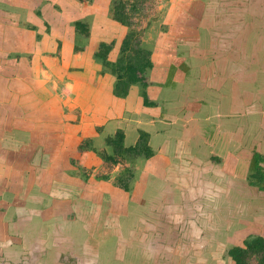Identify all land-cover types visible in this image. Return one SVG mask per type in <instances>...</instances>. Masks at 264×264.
Masks as SVG:
<instances>
[{"label": "crops", "instance_id": "0c3cea01", "mask_svg": "<svg viewBox=\"0 0 264 264\" xmlns=\"http://www.w3.org/2000/svg\"><path fill=\"white\" fill-rule=\"evenodd\" d=\"M63 1L64 3H62V0L23 1L26 2L24 3L25 7H23L26 10H23V12L29 10L28 6L33 2L40 3L43 5V8L40 11L35 9V12L40 14L36 24L30 25L29 22L31 20L26 17L27 24L14 31L13 39H11V35L9 34L11 27L7 26L6 30H4L1 28L2 24L0 23V197L7 198L0 205V232L14 222L24 223L27 219L24 215L28 216L37 212L41 214L47 207V198H50L49 206L52 204L51 200H54L55 207L59 209L58 207L62 206L63 201H66L63 198L66 197L65 194L74 189L78 192V196L81 197H78V200H80L79 206L83 204L92 210L93 217L88 224H85L91 228L88 234L89 239L92 241L95 240V243H98L102 239V241L108 240L116 244L112 241V237H108L105 233L101 234L103 232L98 228L103 214V202L108 200L112 201V204L115 205L122 203L121 206H124L126 204L125 212L118 215L120 218H123L122 221L118 219L116 213V226L119 229V233L121 232L122 237L118 236L115 240L118 241L119 246L122 247V251L124 252L123 254H115L108 260L107 264H126L125 260L129 252L126 248L128 236H134L133 240L138 241L140 256L147 257L148 254L146 252H148L152 259L154 257L156 259L157 256L159 258L160 255V252L155 250V243L159 240L165 241V238H169L172 235H175L181 244L177 246V243L174 244L171 241L168 248L172 247L178 250L180 248L186 249L189 245H192V242L183 240V237L186 235L184 228L186 230L189 229L186 226L194 227L195 229L199 228V218L203 216V214L200 215V211H202L200 207L203 204V198H207L206 191L209 189L207 188L208 182L204 181L201 175L205 171H212V173L214 171L216 173L213 175L210 174L214 178L218 177V174L224 173L230 175L233 180L235 176L244 178L241 173L244 171L243 166L247 170L249 169V164L245 163L247 158L239 159V157L235 156L237 159H234L236 160L234 163L232 162L233 159L226 158L222 166L217 165L216 158L207 155L204 152L205 150H203L204 148L202 150L201 147L200 149L197 148L199 153H196V149L194 150L191 147L185 152L177 147L181 139L176 135L181 133L180 128L183 124L180 126V122L175 123L180 127L175 130L176 127L174 125V130L170 132L169 126L172 127L173 125H170L169 121L171 119L175 121L174 113L176 111H184L182 102L184 104V102L190 100L186 96L180 97V94L175 95V93L163 92L158 86H165L163 88L167 89L168 87L174 86L176 80L173 79L170 84L166 81L169 78L170 72L173 69V76L176 77L177 71H186L189 69L187 63L189 64L190 61L186 58L187 54L183 53V55H179L177 50L175 52L171 51L172 47L169 45L170 32L168 37H164L169 43L167 44L169 48L167 53L163 52L165 54L162 55L163 53H159L156 48L153 51L152 61L154 66L148 73L147 81L149 86L146 89L147 95L148 93L153 94L152 98L148 96L150 104H146L145 99L141 96L142 89L139 86H132L130 88L128 95L133 96V100L126 97L125 99L118 98L114 94L116 78L105 69L103 60L97 56L101 43L104 42L113 45L115 41L113 39L117 36L109 32L104 26L100 28L96 27L97 22L91 18L92 14H103L108 19L106 23L108 27L111 24L114 27L120 26L118 28H123L121 29L123 39L128 29L110 18L109 0H91L90 2L87 1L84 3L79 0H74V2H77V6L69 4L68 0ZM175 1L169 0L168 4L171 2L170 4L173 6L175 5ZM196 1L197 3H201L203 0ZM46 2H53L55 5L48 7L47 5L49 4H46ZM181 2L183 7L181 6L178 9L179 11L174 9L175 13L172 14L173 16L178 15L181 16V19L185 18L187 20L190 18L189 16L187 17L188 12H195L194 16L191 17L198 16L201 19L200 16L203 9L197 8L196 6L198 4H192L191 0H181ZM6 4L8 5V3ZM193 8H195L194 11L192 10ZM50 11L53 12V16L49 15ZM8 12L6 14L10 16L13 13V8L8 10ZM66 12L69 15V19H62V14ZM167 16H170V14L167 13ZM177 21L178 19L174 17L173 24L171 25L174 26L176 23H179ZM207 21L208 19L205 18V22ZM210 21L208 22L210 23ZM76 22H83L86 25L87 34L76 29ZM181 22H184V20L180 21L177 27L182 24ZM231 26L232 24H230V29ZM223 31L226 32L229 29L224 26ZM7 32L9 33L7 34ZM108 38L111 39L108 40ZM1 40L4 41L3 46H1ZM223 40L229 41L228 39ZM223 40V45H219L220 48L223 46L229 47V44H224ZM116 42L118 46L114 43V48L108 54V60L111 62H115L120 53L122 42L117 40ZM161 42L159 41L157 44ZM233 45L234 40L232 39ZM241 45H245L243 41H241ZM53 47L54 49H52ZM53 53H55V56H53ZM224 57L225 59L220 56L221 61H218L216 66L209 61L210 58L208 57H206V60L204 57L201 58L199 61L201 63H195L196 66L200 65L202 66V70L204 69L202 71L201 81L198 80L197 87L199 86L200 89L206 85V88L210 90L208 92L211 94L210 98L213 99L211 106H214L215 111H221L222 109L223 112L229 106L234 105V71L232 70V74L229 76L228 70L224 71L221 69L219 65L223 62H228V57ZM25 66L26 70H24ZM7 70L9 71L8 73H6ZM234 70L236 69L234 68ZM46 71L51 72V81H49L50 77L48 75L46 76L47 79L44 78ZM241 73L236 74V78H239ZM161 74L165 75H162V78H160ZM191 77L193 80L195 76L191 74ZM247 78V81H250V76ZM250 87L251 89H258H256L254 84H251ZM228 90L230 92L229 94L226 93ZM224 93L229 96H224ZM214 96L216 98L215 101ZM193 98L196 101L197 97ZM197 99L199 100L195 104L200 103V105L194 106V112L196 115H198V112L202 115L204 112L202 107L203 98L200 97ZM177 101L178 104L180 103L179 106H177ZM232 109L233 116L226 117L228 121H234V106ZM130 115H135V117ZM204 116H208L210 119V111L206 110V115L203 114V118ZM160 123L165 124L168 128L156 129V126H160ZM200 123H202V120L198 121V124ZM211 124L212 127L219 126V128H222L220 124H214L212 122ZM216 127L214 132L209 133V137H214L215 140H218L217 132L220 130H217ZM232 127L230 129L232 131L227 132L223 130L220 132L222 134L221 139L231 144H238V140L240 139L237 138L234 142V126ZM6 128L7 130L11 129V132L5 131ZM144 129L146 131L148 130V132L142 131ZM201 129L198 128L197 133H191L194 142H198L203 136L199 132ZM118 130L123 131L125 134V145L128 134L134 136L131 144V146H134L139 140L140 132H144L147 134L150 133L149 145L152 150L158 144L163 147L160 149L163 151L161 156L155 154L153 150L154 155L148 160L146 159L143 164H140L139 160L135 161L134 165L138 168L139 179L136 193L133 195H130V190L125 191L117 187L114 183L116 175L123 168L120 169V167L117 168L114 166V169H109L108 172L105 171L102 173L99 169L103 167V160L98 158L97 153L94 151L96 144L103 146V149L107 150L106 138L114 135ZM163 130H166V132ZM187 130L188 128L185 127L183 134H187ZM166 134H170L172 138L162 136ZM152 136L160 138V142H150ZM239 137L243 139V136ZM250 138L244 137L241 141L244 142V146H241L240 149L242 147H247L248 149L251 146H257L258 150H262L261 146H263L264 137H255L253 140ZM27 143L35 145L33 149L30 148V152L25 148ZM213 143H216V141ZM253 143L257 144L252 145ZM15 144H23L24 148L19 149L14 146ZM239 145L241 144L239 143ZM84 146L88 148H82ZM128 147L130 146L128 145ZM157 151H159V147ZM35 154H37V158L40 161L45 158L50 164L41 161V164L31 166L35 175L37 177L39 176V179L31 186L33 190L26 191L24 193V195H27L25 198L17 197L16 195L11 198L10 191H7L4 185L7 187L9 182L10 184L15 183L8 179V176L26 173L22 167L18 166V163L24 164L25 160L33 157ZM224 157L222 156V159ZM187 162H196V164L190 163V166ZM149 165L152 167L151 170L149 169ZM158 165L159 167L161 165L165 167L164 173L167 175L166 180L170 177L168 175L169 172L172 175L167 180L162 198H159L158 201L154 200L149 202V205L146 206L143 203L140 192L145 183L144 180L147 176H151L155 172L154 170ZM184 165H187V171H183ZM193 165H197L198 167H192ZM41 170H44L46 177L50 179L45 176H40L42 173L39 171ZM95 171L97 174L100 172L98 177L91 174ZM116 171V175H113ZM106 176H109V178L105 179ZM219 178L218 180L221 182L222 177L219 176ZM62 187L64 188L63 190H61ZM7 192L10 198L6 195ZM179 192H184V195L180 196ZM180 201L187 203L186 206H183L185 208H178L181 204H178ZM75 202L77 203V201ZM132 202H134L133 206L135 210L127 207ZM73 207L70 205V211L72 212V214L70 213L72 216L70 219L71 222L75 217ZM2 208L7 210L9 208L11 209L9 212H5L6 210H2ZM179 210L188 213L187 220L180 215ZM164 213H167L170 218H173L175 223V229L174 227L169 228L166 234L157 222V218ZM70 220H59L53 233L56 234L57 228L60 230H58L59 233L69 232ZM77 220L79 219L75 218V221L72 223L75 224V230L80 234L84 232L83 227L85 225ZM208 225L211 226V222H208ZM18 227L19 230H22V235L25 238L30 236L35 238V234L33 233L34 229H30L26 233L25 230L20 229L21 226L18 225ZM205 227L207 228V226ZM107 229L105 228L108 232ZM177 230H179V233H177ZM205 231L202 229L195 230L194 234L199 236ZM130 232L131 234L126 236ZM79 234H76L77 238ZM4 235L5 232L3 234L1 232L0 264H25L24 261L32 255L37 258L35 264H46L40 260L42 253L36 247H34V250L25 253L27 258L22 260L23 254L17 252L12 247L14 242L16 243V240L20 239V236L22 237L20 233H15L11 238ZM191 237L192 239L194 238L193 235ZM54 243H58H56V236ZM68 244L69 241L65 240L63 243H60L59 247H62L63 250L67 249L64 246L69 247ZM92 247L97 248L98 246L94 245ZM75 249H79V247L76 246ZM8 250L11 255L6 259L5 256L8 254ZM11 256L15 258H11ZM70 261H72L70 262L71 264H84L80 260Z\"/></svg>", "mask_w": 264, "mask_h": 264}, {"label": "rangeland", "instance_id": "374dc122", "mask_svg": "<svg viewBox=\"0 0 264 264\" xmlns=\"http://www.w3.org/2000/svg\"><path fill=\"white\" fill-rule=\"evenodd\" d=\"M19 1V0H18ZM25 0H20V2H17V4L10 6V4H6V2L0 1V23L2 24L1 28L6 30L7 26L11 27V31L10 33L7 32V34L9 33L11 35V39L14 38L13 33L14 31H16V29H20L21 26L27 24L26 20L27 18L30 19L31 21L29 22V24H36V22L39 20V15L37 14V12H35L37 9L38 11H40L43 8V5H41L38 2H33L31 5L28 6L29 10L23 12V10H26L24 3L23 2ZM41 1V0H40ZM84 2H87L86 0H79ZM117 0H109V4H110V18L113 19L112 14L114 11L113 5L115 4ZM125 3V10L126 12L129 14V18H130V22L133 26L134 29H136L138 32L140 33V41H141V45L145 48L151 49L152 46L156 45L157 42L161 41V38L164 37H168L169 35L170 37V44L171 47H174V49H172V52H175L177 50L178 51H182L184 52V54L189 55L190 53H186L189 49L190 46H197L195 43H193L192 41L187 44V49H183L182 46L180 45V43L178 45L174 44V41L172 39L174 38H178L180 39L183 35H179V27H177V24L180 23V21L184 20V22H181L184 27H189L191 26L190 23L186 22L185 18L181 19V16H173L172 14L175 13L174 9L179 11L178 9L181 8V0H176L175 1V5H171L168 1L169 0H144L140 3H136L137 4V8L133 9L132 8V4L135 3L134 0H123ZM192 4L200 6V3H197L196 0H191ZM204 3H207L211 0H203ZM231 0L227 1V4H230ZM238 1V2H236ZM28 2V1H27ZM90 2V1H89ZM15 2H13L14 4ZM62 3H64V1L62 0ZM69 4H74L76 5L77 2H74V0H68ZM28 4V3H27ZM46 4L48 7L49 6H53L55 4H53V2H46ZM52 4V5H51ZM171 5V6H170ZM209 5V4H208ZM213 5L216 6V1L213 2ZM241 5V0L239 3V0H234V8H236L237 6ZM56 6H58L56 4ZM77 6V5H76ZM183 7V6H182ZM10 8V9H7ZM11 8H13V13H11L10 16H8L9 13L8 10H11ZM33 11H31L32 9ZM40 8V9H39ZM7 9V10H6ZM55 9V8H54ZM193 11L195 10V8L192 9ZM242 10V9H240ZM240 10H236L234 11L235 13L237 11ZM170 11V12H169ZM19 12V13H18ZM211 12V9L208 7L207 9V17H208V21L211 20V15H209V13ZM215 12V11H213ZM50 16H53V12L50 11L49 12ZM167 13L170 14V16H167ZM179 13V12H178ZM23 14V15H21ZM195 12H188L187 17H191L194 16ZM27 17V18H26ZM174 17L176 19H178L179 23H176L174 26L171 25L173 24V20ZM206 17V18H207ZM92 19H95V22H97L96 27L100 28L102 26H104L105 28L108 29L109 32L115 34L117 37H115L114 43L117 45V41L119 42H123L126 38V36L128 34H130V32L126 31L124 34V39L122 37V30L123 28H118V27H114L110 24V26H106V23L108 22V19L103 15V14H92ZM62 19H69V15L66 13L62 14ZM181 19V20H180ZM25 20V22H24ZM94 21V20H93ZM115 21V20H114ZM177 21V22H178ZM186 22V23H185ZM228 23L232 24L231 28L233 27V22L232 20L227 21ZM244 25V24H242ZM246 27H248V25H246ZM174 29V30H173ZM167 30V31H166ZM165 31V33H164ZM174 31V32H173ZM199 31L206 33L207 30L205 28L200 29ZM170 32V34H169ZM172 33V35H171ZM200 33V32H199ZM169 34V35H168ZM237 34L235 32H233V36H231V38L234 40V36H236ZM109 37V36H108ZM111 37V34H110ZM113 38V37H112ZM183 38H186V36L184 35ZM111 38H108V40ZM232 39L229 41H225L223 40L224 44H229L230 46H232ZM112 40V41H113ZM1 46L4 45V41L1 40ZM114 43L113 45L109 44L110 47L112 46V48H114ZM244 44H246V46L248 45L247 42H244ZM101 44H108V43H104L102 42ZM198 45H200V43H197ZM122 45V43H121ZM177 47V48H176ZM180 47V48H178ZM198 47V46H197ZM205 47V46H204ZM234 47V46H233ZM118 48V47H117ZM154 48V47H153ZM54 49V47L52 48ZM110 49V48H109ZM222 51H224L225 49L228 50V47H221L220 48ZM234 49V48H233ZM210 52L214 53V55L212 56L211 54L208 53V55H211L210 60H214L213 58L216 57H220V53L218 54L217 52H220V50L216 51L215 48H209ZM258 50H260V47L258 48ZM111 52V49L109 50V53ZM193 52V51H192ZM203 54L205 55V49H203ZM223 54V52H221ZM186 55V58L189 59L190 63L188 65L189 69H187L186 71H177L176 72V77L173 76V69L169 74V78L166 80L168 81V83L170 84V82L174 79L176 80V83L174 86L172 87H168L167 88H163L165 86H158V88H160L163 92H171V93H175V95L180 94V97H188L190 101H186L184 102V111H176L174 113V116L176 118V120H170L169 124L173 125L172 127L169 126L170 132L174 130V125L176 127L175 130H177L181 124H183L181 126V133H179L178 136L181 141L178 142L177 147L182 150V151H186L188 150L189 147H191L192 149H196L195 152L199 153V151H197L198 149L201 150H205L204 152L207 153V155H209L210 157H215L216 161H217V165H222L224 164V160L227 159H233V163L236 161L234 160V156L239 157L240 158H247V160L245 161V163H252V159L254 158L253 153H264V143L263 146H261L262 150H258L257 146H251L247 149L241 146H244V142H241L244 137H249V135H245L243 136L241 139L239 137L240 134H242L243 132H253L255 131L256 135H250V139L253 140V138H257V137H262V133H261V129H260V125H259V119H256V121L254 119H244L246 121V123L241 124L242 120H237L238 115L234 118V121H228L226 119V117L229 116H233V106L236 104V101H234V105L229 106L226 110L221 109L218 111H215L214 106L212 105V99L210 98V90H208V88L205 87L197 89L198 87H196V89H194L193 86V80L191 77V74H194V71H196L197 66L195 65V63H198L201 60V57H199V55H197L195 58L192 57V54H190L188 57ZM225 55V54H224ZM53 56H55V53H53ZM228 57L229 60H232L229 58L230 55H226ZM10 57V56H9ZM256 57V55H255ZM228 61V60H227ZM228 75L230 76L232 74V70L234 71V60L233 61H228ZM221 66V65H219ZM248 68V66L245 64H237V68L235 67L236 71H241L245 68ZM262 68H264L263 64H262ZM13 70V69H12ZM24 70H26V66L24 68ZM193 71V73H192ZM249 71V68H248ZM9 71L7 70L6 73H8ZM251 72H254L253 70H251ZM51 72L49 73V71H46L44 73V78L47 79V75L48 77H50L51 81V76H50ZM179 74V77H178ZM226 74V73H225ZM162 75L165 74H161L160 78H162ZM253 80L252 81V85L254 84L255 87L263 85L264 83V78L263 81L261 78H251ZM259 80V81H258ZM48 81V82H49ZM138 86V85H137ZM140 87V86H139ZM252 87V86H251ZM251 87L248 88L249 93L251 95H253L250 90ZM163 88V89H162ZM142 89V87H141ZM115 90V88H114ZM232 90V89H231ZM262 91H264V88L261 89ZM257 90H254L253 92H256ZM227 94H229V90L226 91ZM129 94V93H128ZM144 92L143 90L141 91V96H143ZM224 93V96H229ZM130 96V97H129ZM152 98L153 94L152 93H148L147 98ZM254 96V95H253ZM262 96H264V92L262 93ZM193 97H197L200 98L202 97L203 99V103H202V107L204 109L203 114L206 115V110L210 111V119L208 118V116H204L203 118V114L201 115L198 112V115H196V113L194 112V106L200 105V103L195 104V102L199 99L196 98V101H194ZM119 98V97H118ZM122 99H125V97H120ZM126 98H129L130 100H133V96L131 95H127ZM144 99V97H143ZM228 99V98H227ZM149 100V99H148ZM179 100V99H178ZM264 101V98H263ZM133 102V101H132ZM178 104V101H177ZM176 104V105H177ZM180 103L177 105L179 106ZM183 105V102H182ZM186 106V107H185ZM246 107V106H245ZM239 108H241V105H239L238 103L235 105L234 107V112H239ZM253 109H250L248 114H250V111H252ZM242 111H244V107L242 108ZM215 112V113H214ZM21 113V112H20ZM214 113V114H213ZM225 113H229V114H225ZM213 114V115H212ZM182 115H184V117H182ZM132 117H135V115H130ZM202 123L198 124V121H201ZM209 120L214 123V124H220L222 126V128L219 126H215L218 131L217 133V138L218 140H215L214 137H209V133L210 132H214L215 131V127H212L211 122L209 123ZM180 122V126L175 123H179ZM187 122V123H184ZM258 122V126L255 127V124ZM167 123V122H166ZM168 124V123H167ZM160 126H156V129L160 130L162 128H168V126L166 127L165 124L160 123ZM198 126V127H197ZM202 126V127H201ZM232 126H234V142L235 139H240L238 140V144H231L227 141H224L221 139L222 134L220 132H222L223 130L228 131H232L230 130L231 128H233ZM244 126H248L247 129H244ZM187 127V134H183L184 133V128ZM198 128L201 129L199 132L200 134L202 133V137L198 142H194L191 133H197ZM142 129V128H141ZM5 131H10L11 129L7 128L5 129ZM144 132H148V130L146 131L145 129L142 130ZM166 132V130H163ZM162 131V132H163ZM168 132V131H167ZM141 133V132H140ZM150 134V133H149ZM146 134L148 136V138H150V135ZM206 134V135H205ZM8 135V134H7ZM187 135V137L185 138V136ZM205 135V137H204ZM111 136V135H110ZM163 137H169L172 138V136L169 134L166 135H162ZM134 136L131 134H128L127 138H126V145L128 147L131 146L132 141H133ZM167 139V138H165ZM161 140L158 137L152 136L151 137V141L152 143H155L157 141ZM214 141H216V143H213ZM240 141V142H239ZM160 142V141H159ZM239 143L241 145H239ZM32 143H27L25 145V148L27 150H29L30 152V148H34L35 145ZM85 144V143H84ZM82 144V145H84ZM257 143H253L252 145H255ZM163 145V143H162ZM165 145V144H164ZM15 147L21 149L24 145L23 144H18V145H14ZM156 146V144H155ZM239 146V147H238ZM10 147V146H9ZM159 147V151H157V148ZM24 148V147H23ZM163 147H161L159 144L155 147L154 152L155 154L158 155H162L163 151L160 150ZM198 148V149H197ZM98 155V158H101L99 153L101 152H107L110 153V149L109 147L106 149H103V146H99V144H96L95 149ZM153 152V155H154ZM152 155V156H153ZM264 155V154H263ZM30 156V155H29ZM222 156H225L222 159ZM37 154L33 155V157L28 158L27 160H25L24 164H20L18 163L19 167H22L26 173H21V174H12V176H8V179L14 181L15 184H8V186L6 187L4 185V187L6 188L7 191H10L11 193V198L14 197V195H16L17 197H26L27 195H24V193L26 191H29L31 189V186H33L36 180L39 179V176L37 177V175H35V172L33 171V166L41 164V161L47 162V164H50V162L48 160H46L44 158V160H39V158H37ZM102 159V158H101ZM144 159V160H143ZM103 160V159H102ZM137 160L140 161V164H143V162H145V158H138ZM143 160V161H141ZM148 160V159H147ZM138 161V163H139ZM213 161V160H212ZM243 161V160H242ZM244 162V161H243ZM188 163V162H187ZM189 162L188 164L190 165ZM192 164H196V162L192 163ZM103 167L101 169H99V171L105 172L109 169H114L115 167H120V169L127 167V165L124 164H118L115 167L106 163L103 160L102 163ZM152 165V163H151ZM151 165H149V169L151 170ZM160 165V164H159ZM159 165L157 166V168H155V172H154L151 176H147V178L144 180V184H143V188L141 189L140 195L142 197L143 203L144 205L148 206L149 202H152L154 200H157L160 198H162V196L164 195V190H165V185L167 183V180L170 179L171 177V173L169 172V178L166 180L167 175L166 173H164V168L165 167H159ZM229 165V164H228ZM32 166V167H31ZM135 166V165H134ZM133 166V172H134V177L131 180L130 183V195H133L136 193V188H137V182L139 179V171L138 168H136V166ZM165 166V164H164ZM191 166V165H190ZM138 167V166H137ZM187 165L183 166V171H187ZM189 167V166H188ZM192 167H198L197 165H193ZM221 167V166H220ZM244 169V171H242L241 175L244 176V178H238V176L231 178L230 175L224 173V174H218V177L214 178L212 177V175L216 172L212 171L208 172L205 171L204 174L201 175L202 179L207 183L208 187L207 188H211V190H207V198H203V204L200 207V209L202 211H200V215L203 214V216H201V218H199V224L197 229H195L194 227L191 228L190 226H186V228L188 230H186L184 228V231L186 232V235L183 237L184 241L187 242H192V245H189L186 249L184 248H180V250L176 249V248H168L169 244H171V241L176 244L177 246L179 244H181V242H179L177 240V237L175 235L170 236L169 238H165V241L159 240L158 242L155 243V250L160 252L159 258L157 256V258L155 259V257L152 259L150 256V253L146 252L148 255L146 256H140V249H139V244L138 241H134L133 237L134 236H128L131 234L128 233L126 236H128V241L126 244V248L129 250L127 256H126V260L125 263L126 264H229L228 261V251L230 249V247L232 246H236V245H240L243 243V241L245 240V238H247L250 235H258V236H262L264 238V191L260 189V187L258 186H253V185H249L248 182V175L251 173L249 172L246 167H242ZM16 170V169H15ZM81 170V169H80ZM118 171V170H117ZM116 172H114L113 175H116ZM40 173H42L40 176H45V171L41 170L39 171ZM182 172V171H181ZM207 172V173H206ZM249 172V173H248ZM92 175H96V177H98V174H100V172H93L91 173ZM212 174V175H210ZM83 175V174H82ZM219 176H221V182H219L218 179ZM83 177H85V175H83ZM237 177V178H236ZM48 178V177H46ZM42 179V177H41ZM50 179V178H48ZM16 180V182H15ZM233 180V181H232ZM41 181V180H40ZM39 181V182H40ZM171 182V181H170ZM221 186V189H220ZM64 188L62 187L61 190H63ZM33 189H31L32 191ZM42 193V192H41ZM180 196L184 195V192H179ZM192 194V192H191ZM6 195L10 198L9 193L7 192ZM66 197L65 198L66 201H63L62 206L58 207L59 209H57V207H55V201H52V204L49 206L48 203L50 201V198L46 199V203H47V207L45 208L44 211L41 212H37V213H33L30 215H24V217L26 216L27 219L24 223H20V222H14L12 224L9 225V227L4 228L2 232V234L5 232L4 236H8L11 238L12 235H14L15 233H20L22 235V230H19V226L20 229H23L26 231V233L30 230V229H34L33 233L35 234V238L30 236L25 238V236L22 235V238L20 236V239L16 240V243L14 242L13 244V249H15L17 252H20L21 254L28 253L30 250H34V247L39 248V250L41 251L42 255H41V261L46 263V264H71L70 260H80L82 262H84V264H107L108 260L113 257L115 254H123L124 251H122V247L119 246V243L117 240H115L116 238L122 237L121 232L119 233V229L116 226V220L117 217L118 219H120L121 221L123 220V218H120L118 215L120 213L125 212V208H126V204L124 206H121V204L119 205H115L112 204V201H104L103 202V214L101 217V223L99 224L98 228L101 232V234L107 235L108 237H112V241H114L116 244H113L111 241L109 242L108 240L106 241H102V239L99 240L98 243H95L94 241L89 239V232L91 230V228L86 225L88 224L92 217H93V213L91 208L85 207L83 204L79 206V201L78 200L80 196H78V192L73 190L68 191L65 194ZM81 198V197H80ZM164 198V197H163ZM7 200L6 197H0V205L3 201ZM77 201V203L75 202ZM166 203V202H165ZM181 203V204H180ZM178 204H180L178 207L179 209H183L186 206L187 203H183L182 201L178 202ZM70 205L74 206L73 207V213H75V217L73 219V221H75V218L79 219L77 221H81V223L86 226L83 227V231L79 234L78 231L75 230V224L71 222V214L72 212L70 211ZM134 202L130 203L127 207L131 210H135V207L133 206ZM77 206H79L77 208ZM182 206V207H181ZM11 208H9L10 210ZM2 210H6L5 212H9V210L2 208ZM35 210V209H34ZM179 212L181 213L180 215L183 216L184 219L187 220V216L188 213L182 210H179ZM184 212V213H183ZM71 213V214H70ZM116 213H117V217H116ZM133 214V213H131ZM186 215V216H185ZM121 216H123L121 214ZM68 219L70 220V230L65 231V232H61L59 233V228H57L56 234H54V230L55 227H57L58 225V221H62V219ZM67 221V220H66ZM28 222V223H27ZM57 222V223H56ZM157 222L159 223V226L161 227L162 230L165 231V234L167 233L168 229L171 227H174L175 229V223H174V219L170 218L167 213H164L162 215L159 216V218H157ZM208 222H211V226L208 225ZM86 223V224H85ZM111 223V224H110ZM124 226V225H122ZM207 226V228L205 227ZM105 228H108V232L105 230ZM206 230L203 234H200L199 236H196L195 230ZM59 230V231H58ZM86 231V232H85ZM0 232V234H1ZM177 233H179V230H177ZM60 234V235H59ZM79 234V237L77 238V235ZM191 235L194 236V238L192 239ZM56 236V243H54V239ZM13 237V236H12ZM105 237V236H102ZM181 238V237H180ZM65 240L69 241V247L64 246V248L67 249H62V247L60 246V243H63ZM98 240V239H97ZM180 240V239H179ZM23 242V244H22ZM78 242V243H77ZM97 242V241H96ZM107 242V243H106ZM123 242L125 243L124 239ZM22 245H21V244ZM77 243V245H76ZM1 244V242H0ZM34 244V246H32ZM97 245V248H94L92 246ZM76 246L79 247V249H75ZM176 246V247H177ZM182 247V246H181ZM122 251V252H121ZM11 252V251H10ZM167 252H169V254H167ZM8 254H6L5 258L8 259V257L11 255V253H9V250L7 251ZM26 257V254H25ZM11 258H15L14 256H11ZM30 259V256H29ZM5 260V259H4ZM68 263H66V262ZM27 263V262H26ZM253 263H255V261H253Z\"/></svg>", "mask_w": 264, "mask_h": 264}, {"label": "trees", "instance_id": "16d2710c", "mask_svg": "<svg viewBox=\"0 0 264 264\" xmlns=\"http://www.w3.org/2000/svg\"><path fill=\"white\" fill-rule=\"evenodd\" d=\"M0 1L6 2L12 6L19 2L18 0ZM134 1L135 3L132 4L133 9L137 8L136 3H140L144 0ZM214 1H216V6L213 5ZM227 1L228 0H211L207 3H204V1H202L200 3L201 7L197 5V8H200L201 10L203 9L201 11V19H199L198 16L190 17L186 20V22H189L191 26L184 27L183 24L179 25V35L183 36L180 39L174 38V44L178 45L180 43L183 49H187V44H189L191 41L195 43L198 47L195 45L193 47L190 46L188 51L186 52H191L190 54H192V57L194 58L199 55V57H204V59L206 60V57L210 58L211 55H214V53L210 52L209 48H215L216 51L220 50V52L217 53H220V56L223 59H225L224 56L230 55L229 58L232 60H229L228 58L227 60H234V68H237V64L246 63L249 71L247 67L241 71L234 70V101H236V104L238 103L239 105H243L244 107V111H242L243 107H241L239 108V112H234V118L238 115L237 120L241 119V124L246 123L244 119H254L255 121L256 119H259V125L261 129L260 131L263 134L262 137H264V96H262V93L264 91L261 90L262 88H264V83L263 85L256 87V89L258 88L256 92H253L255 89L250 90V92L254 96L251 95L248 90V88L252 84L251 80L253 79L251 78L258 77L261 78L262 81L264 78V68H262V64L264 66V0H241V5L237 6L236 8H234V0H231L230 4H227ZM13 2L15 3L13 4ZM208 7L211 9L209 15H211L212 13V19L210 23L208 21L205 22V18L208 15ZM113 8V19L121 25L125 26L130 34H128L125 40L122 42L119 56L115 62H111L108 60L109 50H112V46L110 47L109 44H101L97 56L103 60L106 67L105 69L116 78L114 94L117 97H126L130 91V88L132 86L138 85L142 87V90L144 92L143 97L146 104H150L147 98L146 89L149 86V83L147 81L148 73L154 66V63L152 61L153 51L154 48H156L157 51L161 54L163 52L167 53L169 49L167 47V44H169L168 40L166 41V38H161L162 42L160 41L161 43L152 46L151 49L143 47L140 41L141 32H138L136 29H134L131 22L129 21L130 18L129 14L125 10L126 8L124 1L117 0L113 5ZM236 10L240 11H237L235 13L234 11ZM230 20L234 22V27H232L231 29L229 28L230 23L227 22ZM246 25H248V27H246ZM75 26L76 29L82 31L83 33L86 32L87 34L86 25L83 22H76ZM224 26H226L229 31L224 32ZM202 28H205L207 32L203 33L199 31ZM233 32L237 34L236 36H234V47L229 45L228 50L225 49L224 51H222L220 49V46L223 45L222 40H231ZM184 35L186 36V38H183ZM241 41L247 42L248 45H241ZM198 42L200 43V45L197 44ZM259 47L260 50H258ZM172 49H174V47H172ZM203 49H205V55L202 52ZM221 52H223V54ZM165 53H163L162 55H164ZM183 53L184 52L182 51H178L179 55H183ZM208 53L211 55H208ZM221 58L216 57L213 58L214 60L209 59V61H211L216 66L217 62L221 61ZM228 68L229 67L227 63L223 62L221 64L222 70L227 71L229 70ZM203 70L202 66L197 65V69L196 71H194L195 77L193 78L194 89H196L198 85V80L201 81L200 79L202 78ZM251 70H253L254 72H251ZM240 72H242L240 77L236 78V74ZM248 76H250V81H247ZM197 89H199V86ZM215 100L216 98L214 96V101ZM250 109H253V112H250V114H248ZM254 124L255 127L258 126V122ZM247 127L248 126H244V129H247ZM146 134L147 133L141 132L137 144L127 147L125 145L124 132L118 130L114 135L106 138V145L107 147H109L110 153H107L105 151L99 153L100 157L106 163L112 166H116L121 163L124 165L128 164L127 167H124L116 175L114 182L117 187L125 191L130 190V183L132 178L134 177L133 166L135 164V161L138 158L149 159L153 155V150L149 145V138ZM245 135H249L250 137V135H256V133L255 131L254 133L243 132L239 136ZM82 148L86 149L88 147L84 146ZM94 151L97 152L96 150ZM263 154L256 152L253 153L254 158L252 159V163H249V172L251 173L248 175V182L249 185L258 186L261 190L264 191ZM234 159L237 158L234 156ZM108 178L109 176L105 177V179ZM25 258H27V256H24L22 260H24ZM36 261L37 258L32 255L30 256V259L28 257L24 261V263L35 264ZM228 261L229 264H264V238L258 235H250L245 238L242 244L230 247L228 251ZM253 261H255V263H253Z\"/></svg>", "mask_w": 264, "mask_h": 264}]
</instances>
